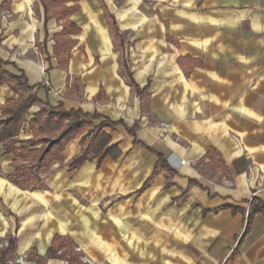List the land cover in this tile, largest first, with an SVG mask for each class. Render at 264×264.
Returning a JSON list of instances; mask_svg holds the SVG:
<instances>
[{"label": "crops", "instance_id": "1", "mask_svg": "<svg viewBox=\"0 0 264 264\" xmlns=\"http://www.w3.org/2000/svg\"><path fill=\"white\" fill-rule=\"evenodd\" d=\"M29 96L0 143V264H83L68 243L100 264H264V0H0V119ZM42 110L89 125L20 188Z\"/></svg>", "mask_w": 264, "mask_h": 264}, {"label": "trees", "instance_id": "2", "mask_svg": "<svg viewBox=\"0 0 264 264\" xmlns=\"http://www.w3.org/2000/svg\"><path fill=\"white\" fill-rule=\"evenodd\" d=\"M67 31L63 30L62 37L65 36ZM72 45L70 40L59 39L54 47V54L58 58L60 65H63L68 56V48ZM11 82H14L17 86L21 88H27L23 78L11 77ZM130 86L134 87V84L129 80ZM33 99L29 96L24 100H8L2 107L0 119V143L15 137L18 133V129L22 123L26 108ZM90 118L88 116L82 115L79 112H54L52 110L44 111L37 118L36 122V132L40 135L34 143H42V147L38 150H33L31 155H33V160L29 165H23L18 168L14 177L10 179L20 188H33L38 183L34 172L37 168L43 167L50 163L52 160L58 159L59 154L62 151L65 143L70 139L79 135L86 127L89 125ZM51 137L52 140H51ZM103 137L97 133L94 135L92 140H95L94 146L87 148L80 156L76 157L70 164L72 168L80 165L87 157V154L100 153L103 147L102 145H97ZM98 147V148H97ZM101 149V150H100ZM113 148L110 147L103 151L105 155ZM98 151V152H97ZM103 156V155H102ZM165 165L169 169V165L165 160ZM172 170V169H171ZM264 207V206H263ZM261 207V208H263ZM248 224V222H247ZM54 241L58 244L54 248L48 250V256L54 257L56 252L65 246L63 241L56 238ZM74 255L75 253L71 251ZM71 253V254H72ZM79 257H69V262L78 263Z\"/></svg>", "mask_w": 264, "mask_h": 264}, {"label": "rangeland", "instance_id": "3", "mask_svg": "<svg viewBox=\"0 0 264 264\" xmlns=\"http://www.w3.org/2000/svg\"><path fill=\"white\" fill-rule=\"evenodd\" d=\"M2 16L7 19V20H10L12 19V13H10L9 11H4L2 13ZM48 83V82H47ZM47 87L49 86V84L46 85ZM68 245V250L65 251V255H66V258H69V257H73L71 255V253H69V250L72 249V251L76 254H78L79 256V261L80 259H87L89 260L92 264H100L99 260L96 258V257H93L91 256L90 254H88L87 252H85L83 249H81L79 246H77L76 244H73V245H70L69 243L67 244ZM81 262V261H80ZM83 263V262H81ZM85 264V263H83Z\"/></svg>", "mask_w": 264, "mask_h": 264}, {"label": "built area", "instance_id": "4", "mask_svg": "<svg viewBox=\"0 0 264 264\" xmlns=\"http://www.w3.org/2000/svg\"><path fill=\"white\" fill-rule=\"evenodd\" d=\"M44 84L47 85V81H44ZM167 164L169 165L170 168H172L173 170H178L180 168V166H184L186 164V162L184 160H181L180 158H178L177 155L175 154H170L167 159ZM81 262L85 263V264H92L89 260L87 259H80ZM20 262V260H18V263Z\"/></svg>", "mask_w": 264, "mask_h": 264}]
</instances>
